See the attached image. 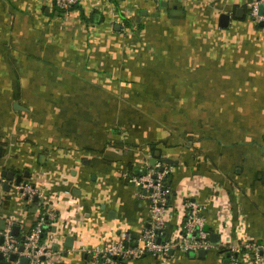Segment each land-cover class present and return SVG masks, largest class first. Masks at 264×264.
Masks as SVG:
<instances>
[{
	"label": "crops",
	"instance_id": "0c3cea01",
	"mask_svg": "<svg viewBox=\"0 0 264 264\" xmlns=\"http://www.w3.org/2000/svg\"><path fill=\"white\" fill-rule=\"evenodd\" d=\"M118 2L0 0V221L23 237L53 208L42 264H106L97 246L151 226L130 177L160 152L175 161L166 237L181 234L190 200L219 239L205 257L130 264H230L224 249L264 244V26L248 0Z\"/></svg>",
	"mask_w": 264,
	"mask_h": 264
},
{
	"label": "built area",
	"instance_id": "2783aa9c",
	"mask_svg": "<svg viewBox=\"0 0 264 264\" xmlns=\"http://www.w3.org/2000/svg\"><path fill=\"white\" fill-rule=\"evenodd\" d=\"M80 2L81 0H57V5L69 9ZM261 5H264V0H248L249 16L256 24L264 22V12L260 13ZM171 169L163 162H156L143 175L130 177V181L137 187V195L150 202L151 226L136 241H129L122 235L118 242L97 246L92 251L95 263L130 264L147 254L167 259L172 256L171 251L189 254L214 248L210 233L206 229L204 208L195 201L186 202V216L181 234L172 238L166 237L165 211L170 202V191L166 182ZM19 191L28 200L36 194L35 188L29 183L20 184ZM57 217V210L47 208L37 216L33 227L22 238L13 233V223L0 228V264H21L24 258L28 259V264H42L44 260L51 259L54 253L46 235L55 225ZM229 251L230 264H242L240 253L250 255L255 264H264L263 243L247 242L230 246Z\"/></svg>",
	"mask_w": 264,
	"mask_h": 264
},
{
	"label": "water",
	"instance_id": "95a60500",
	"mask_svg": "<svg viewBox=\"0 0 264 264\" xmlns=\"http://www.w3.org/2000/svg\"><path fill=\"white\" fill-rule=\"evenodd\" d=\"M263 12H264V5H261L260 6V13H263ZM222 19L228 20L229 19V16L228 15H224V16H222ZM260 25L264 26V22H261ZM1 149H2V147L0 146V155H1ZM159 157H160V152H156L155 156L150 160V164L151 165H155L156 162H157V159ZM166 162L173 163L175 161L168 159V160H166ZM1 174H2L3 177H5L6 179H8L9 181L15 180V182H16L17 185H20L21 182H22V180H23V176L21 174H17V172H15V171L3 170ZM27 175H28V173H26V176ZM170 184H171V181L169 180L168 181V185H170ZM9 187H10L9 184H6V188L9 189ZM37 198L38 197H36V199ZM206 229H208V227ZM13 233L15 235H18L19 234V226L15 225L13 227ZM218 239H219V236L217 234H213L212 235V241L215 242V241H218ZM22 249L23 248H21V250ZM170 254H174V252L171 251ZM206 254H207V251L206 250H203V249L198 252V256L199 257H205ZM13 258H15V256H13ZM21 264H28V259L27 258H24L22 260Z\"/></svg>",
	"mask_w": 264,
	"mask_h": 264
},
{
	"label": "trees",
	"instance_id": "16d2710c",
	"mask_svg": "<svg viewBox=\"0 0 264 264\" xmlns=\"http://www.w3.org/2000/svg\"><path fill=\"white\" fill-rule=\"evenodd\" d=\"M113 1H115V3L118 5V1L119 0H113ZM56 3H57V0H56ZM56 6L57 7H59L57 4H56ZM76 6H78V4L77 5H75V6H73V7H76ZM73 7H71V8H73ZM59 8H61V7H59ZM62 10L64 9V8H61ZM159 162H163V163H166V160L165 159H163L162 157H159ZM144 173H141L140 175H143ZM170 176H171V174L169 175V177L167 178V182H166V185H167V187L169 188V185H168V181H169V179H170ZM4 224V223H3ZM2 224V222L0 221V228H3V225ZM18 238H22V237H20L19 236V234L18 235H16ZM223 252H225L227 255H230V251L229 250H226V249H224L223 250Z\"/></svg>",
	"mask_w": 264,
	"mask_h": 264
}]
</instances>
